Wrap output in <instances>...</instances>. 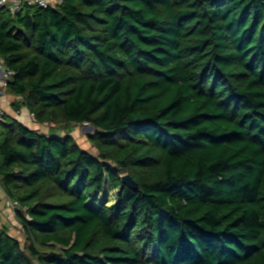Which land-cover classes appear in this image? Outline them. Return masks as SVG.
Listing matches in <instances>:
<instances>
[{"label": "trees", "instance_id": "1", "mask_svg": "<svg viewBox=\"0 0 264 264\" xmlns=\"http://www.w3.org/2000/svg\"><path fill=\"white\" fill-rule=\"evenodd\" d=\"M61 1L0 9V58L16 113L96 152L7 117L0 264H264V0Z\"/></svg>", "mask_w": 264, "mask_h": 264}, {"label": "built area", "instance_id": "2", "mask_svg": "<svg viewBox=\"0 0 264 264\" xmlns=\"http://www.w3.org/2000/svg\"><path fill=\"white\" fill-rule=\"evenodd\" d=\"M62 4L61 0H0V9H5L11 15L19 14L25 8H57ZM14 72L10 70L5 61L0 58V140L2 138V127L8 123V116L10 112L13 111L16 115L21 114V111L16 113L12 107V101L10 100L13 96L9 94L8 89L9 85L12 82ZM26 109V108H24ZM11 110V111H10ZM29 119H34V116L27 113ZM12 116V115H11ZM16 120L19 119V116L14 117ZM0 193H4L0 185ZM4 207L16 214V210L20 209V204L18 201L10 199L4 193L3 197ZM2 217L0 214V225L2 224ZM16 217V215H15Z\"/></svg>", "mask_w": 264, "mask_h": 264}, {"label": "rangeland", "instance_id": "3", "mask_svg": "<svg viewBox=\"0 0 264 264\" xmlns=\"http://www.w3.org/2000/svg\"><path fill=\"white\" fill-rule=\"evenodd\" d=\"M14 99H15L14 97H12L10 99L12 101V103H13ZM10 114L12 115V118L19 116L18 122L22 123L27 128L37 130L41 133L47 134L49 132L55 131L59 135H63V134H65V132H69L74 136L77 143L80 145V147L82 149L87 150L91 153L96 152V150L88 142V135L92 134L94 132V130H91L90 125H86V124L81 125V126L70 125L64 130V129H61L60 127L56 126V125L54 126V125H39V124H37L34 119H29L28 114L23 109L21 110V114H19V115H16L13 111H11ZM115 197H116V192H110V191H108V189L106 190V192L98 195L99 202H102L105 200L106 202H109L108 203L109 205L111 203H114ZM18 233L19 232H17L16 238H18L19 240H21L22 243H24L25 238L23 237V235L20 237V234L18 235Z\"/></svg>", "mask_w": 264, "mask_h": 264}, {"label": "crops", "instance_id": "4", "mask_svg": "<svg viewBox=\"0 0 264 264\" xmlns=\"http://www.w3.org/2000/svg\"><path fill=\"white\" fill-rule=\"evenodd\" d=\"M28 113L27 109H23ZM3 197L4 193H0V214L2 217V224L0 225L1 228H5L9 231L10 234H12L14 237H16L17 232L18 235L20 234V237L23 235L22 230L19 226V223L15 217V215L10 212L8 209L4 207V202H3ZM18 239V238H17Z\"/></svg>", "mask_w": 264, "mask_h": 264}, {"label": "water", "instance_id": "5", "mask_svg": "<svg viewBox=\"0 0 264 264\" xmlns=\"http://www.w3.org/2000/svg\"><path fill=\"white\" fill-rule=\"evenodd\" d=\"M91 130H94V128L91 126ZM122 182L127 187H130L131 189L136 190L138 188V184L132 179V177L129 174H125L122 176Z\"/></svg>", "mask_w": 264, "mask_h": 264}]
</instances>
